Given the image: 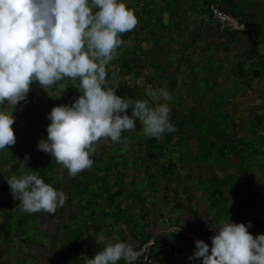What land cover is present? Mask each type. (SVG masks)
<instances>
[{"label": "trees", "instance_id": "16d2710c", "mask_svg": "<svg viewBox=\"0 0 264 264\" xmlns=\"http://www.w3.org/2000/svg\"><path fill=\"white\" fill-rule=\"evenodd\" d=\"M127 1L138 22L131 31L121 34L118 55L106 66L107 78L121 97L148 98L151 91L166 86L173 97L169 106L176 131L166 132L159 139L148 137L137 121L135 129L124 133L126 146L101 139L91 156V168L69 176L65 185L66 169L38 150L37 140L47 138L50 121L46 117L52 107L71 104L82 94L79 78L65 77L45 90L33 83L25 101L16 106L5 101L0 107H14L16 141L0 150V264L12 263L8 256L11 247L35 242L27 229L39 231L38 213L23 212L19 200L11 195L7 179L12 175L39 171L46 183L66 189L65 208L69 207L70 213H61L65 238L51 252L50 264H86L87 258L118 237L135 247L153 237L151 261L135 264H167L173 249L145 229L159 206L161 189H165L163 196L174 194L175 208L185 202L197 225L204 224L197 201L217 216L233 211L235 219L245 196L242 188L252 195L260 184L264 192V182L259 179V174H264V106L255 104L250 108L237 96L243 83L254 88L259 82L257 90L264 93V56L251 52L248 61H243V53L229 58L217 53L215 43L202 45L196 37L187 41L191 22L182 11L191 7H185L181 0ZM213 1L223 11L250 22L249 14L241 7L245 0H206L208 17ZM164 14L168 15L166 21ZM251 24L259 29L255 22ZM163 41L183 44L181 55L173 57L163 46L154 51L155 44ZM150 43L151 48H143V44ZM231 78L232 85L227 84ZM126 111L131 114L130 108ZM25 154L28 159L21 167ZM186 176L197 178L194 190L185 181ZM58 212L41 213L53 219ZM107 217L111 218L109 224ZM166 219L176 222L172 217ZM188 228L186 231L191 230ZM248 231L254 237L264 234L259 226ZM181 238L186 245L199 239L187 235Z\"/></svg>", "mask_w": 264, "mask_h": 264}, {"label": "clouds", "instance_id": "9594fccd", "mask_svg": "<svg viewBox=\"0 0 264 264\" xmlns=\"http://www.w3.org/2000/svg\"><path fill=\"white\" fill-rule=\"evenodd\" d=\"M128 2L0 0V106L5 101L12 106L25 101L33 83L45 90L65 77L79 78L82 94L71 104L52 107L46 117L50 121L46 127L47 138L37 140L38 150L54 157L72 177L91 168V156L101 139L126 146L128 138L124 133L135 129L137 121L148 137L159 139L166 132L176 131L169 106L173 97L166 86L151 91L148 98L121 97L107 78L106 66L118 55L121 34L131 31L138 22ZM212 4L218 2H211L209 8ZM259 34L258 29L254 40ZM150 45L146 46L151 48ZM257 54L264 56V41L257 44ZM129 108L130 115L126 111ZM13 109L0 107V150L16 141ZM27 159L25 154L21 167ZM259 179L264 182V174H259ZM7 183L23 212L54 213L65 204V192L46 183L39 171L12 175ZM178 226L186 232L176 231L180 236L199 237L193 244L194 252L188 257L193 261L198 259L197 264H264V234L254 237L248 231L251 221L237 223L229 217L209 224V229L215 232L210 237L211 246L205 243L200 232ZM114 240L87 258L86 264H135L142 250H136L131 241ZM32 244L36 246L38 242L21 244V247ZM19 252L23 254L14 246L9 255L13 264H20ZM23 258L27 259V255ZM37 258L41 263L38 254Z\"/></svg>", "mask_w": 264, "mask_h": 264}, {"label": "crops", "instance_id": "0c3cea01", "mask_svg": "<svg viewBox=\"0 0 264 264\" xmlns=\"http://www.w3.org/2000/svg\"><path fill=\"white\" fill-rule=\"evenodd\" d=\"M205 1L206 0H181V3H183L185 5V7H191V9L189 11L190 14H188V18H186L187 21L191 22L189 27H188V38L187 41L193 37H196L197 40H202V45H205L207 43H215L216 48L218 49V54H222V55H227L229 56V58L233 57L235 54H240L243 53L245 55V58H243V61H245L247 59V56L251 53V52H255L257 53V44L260 43L261 41H264V0H245L243 4H241L242 8L246 11L247 14H249L251 20L253 22H255L258 26H259V30H260V34L257 40L255 41H251L247 35H245L244 33H226L224 31H220L219 28L213 23L211 22L208 18V14L207 11L205 10ZM174 9V8H173ZM189 9V8H188ZM187 9V10H188ZM164 18L165 21L168 19V15L164 14ZM183 26V24H182ZM169 43V42H168ZM168 43L166 41H163V43L160 44H156L154 46V51H156L157 49H159L161 46L166 47L165 51L166 53H169L171 56L173 57H177L179 55H181L182 49H183V44H171L168 45ZM144 49L148 48L145 44L142 45ZM262 57V56H261ZM248 61V60H246ZM226 65V64H225ZM244 66H247V63H244ZM227 81H223L222 84H226ZM259 83V82H257ZM255 85L254 88L246 85L244 86L242 89L240 90L238 93V98H240L242 101L246 102V100L242 99L244 98L248 93H251V96H254L253 93H257L259 98L257 100L259 101H264V93L263 92H259L257 90L258 85ZM32 87V86H31ZM255 99H251V101H254ZM256 101V100H255ZM253 105H255L254 103H252V105L250 106V108L253 107ZM263 106V105H262ZM65 172V170H64ZM65 177V185L68 184L67 180L69 181L70 177L67 174V172L64 174ZM138 179V178H137ZM141 180V179H139ZM244 189L245 192V196L241 201V208L239 209V211L237 212V217L234 219L233 222H237L240 223L242 222V220L247 219L249 221H251L252 226L251 227H255V226H259V229H264V212L258 213L257 211H253V210H247L246 212V205L245 203L248 202V204L252 207H257L258 205H261V203L264 204V192L261 191L260 189V184L256 186L254 193L251 195L247 192L246 188H242ZM241 189V190H242ZM62 191L65 192V194L67 195L66 189H63ZM163 191H165V189H161L159 191V206L157 208V210L154 212V214H152V216L149 218V221L146 224V228L148 231L152 232L153 236H157L159 238H161V240L169 247L173 249V253L171 254V257L169 259V262L167 264H197L196 261H199L198 259L193 261V260H189L186 257L187 255L190 256L189 254H185L183 255V249L185 247H187V250L191 251V246L192 245H186L183 243L182 238L180 236V234H172L170 235L169 233L166 232L165 230V225L160 226V221H163V218L165 217H172L174 219V221L176 220V223L178 225H181L185 228L189 227L188 231H195L197 233L200 232V230L198 229V226H203V227H207L206 223V219L210 216L209 211L207 210V207L204 205V203L202 201H200L197 205V209L200 213V216L202 218V220L204 221V224L202 225H197L195 220L191 217V215H187L186 213H188V210H186V203L183 202V204L181 206H177L175 208V199H174V194L171 193L170 196H163ZM243 191V190H242ZM260 193V196L258 195ZM180 197H183V195L181 194ZM252 198L257 199L258 201L255 202L252 200ZM245 199V201H244ZM81 200V198L77 199V202H79ZM200 204H203V209L205 210V212L203 211V213L201 212V208H200ZM66 201L65 204L62 208H58V210L60 211V213H64L65 215H69V211L70 208L66 207ZM87 211V213H90V208L86 207L85 209ZM186 212V213H185ZM86 213V212H85ZM189 214V213H188ZM240 218V220H239ZM63 219V217H60L59 220ZM111 218L107 217L106 220L109 221ZM46 220L47 222L51 221V218H49V216L46 214ZM212 221H213V217H212ZM61 223V222H60ZM213 223V222H212ZM243 223L247 224L246 222L243 221ZM39 230L41 232H43L40 228V226L38 225ZM57 228V227H56ZM62 228L63 225L61 223V226H59L58 228V232L60 237H63V241L65 236L62 235ZM49 238H51V242L54 243V241H58L57 238H53L50 237V235H48ZM174 236H178V237H174ZM210 233H206V237H203V240H205V242L210 243L209 246H211V242L209 241L210 239ZM113 238V237H112ZM207 238V239H206ZM133 239V238H132ZM62 241V242H63ZM60 242V241H59ZM195 246V245H194ZM195 248V247H194ZM18 251V250H15ZM182 253V254H181ZM22 254L19 252V255L17 256L20 260V264H23V262L26 260L23 258L20 259V256ZM181 258H184V260H180ZM181 261L180 263L178 262ZM178 262V263H176ZM199 263V262H198ZM13 264V263H11ZM118 264H120V262H118ZM121 264H123V262H121Z\"/></svg>", "mask_w": 264, "mask_h": 264}, {"label": "rangeland", "instance_id": "374dc122", "mask_svg": "<svg viewBox=\"0 0 264 264\" xmlns=\"http://www.w3.org/2000/svg\"><path fill=\"white\" fill-rule=\"evenodd\" d=\"M190 12H192V11H188V10H184V11H182V13L185 15V19L186 18H188L189 16H188V14H190ZM214 48V47H213ZM232 83H233V79L231 78V79H229L228 80V83L227 84H231L232 85ZM244 86H246V84H242L241 85V88H240V90H243L242 88L244 87ZM252 94L251 93H248L244 98H242V99H244V100H246V103L249 105V106H251L252 105V103H254V104H261V105H263L264 106V101H259V100H257L258 98H259V96H258V94L257 93H253V95L254 96H251ZM255 99L254 101H251L250 102V100L251 99ZM244 105V104H243ZM196 180H197V178L196 177H191V176H186V178H185V181L186 182H188L189 183V185L191 186L192 185V187H191V189L192 190H194V188L193 187H196L195 186V184H196ZM198 181V180H197ZM142 182H144V181H142ZM143 184V183H142ZM241 189V188H240ZM242 190H244V189H242ZM238 192V191H237ZM165 194V191H163V195ZM259 196H260V193L258 194ZM244 201H245V199H244ZM264 202V201H263ZM192 203H194V201H192ZM197 203H199L198 201H197ZM196 203V204H197ZM245 205H246V207H247V209H246V212H247V210H253V211H257L258 213H263L264 212V204L263 203H261V205H258L257 207H251L249 204H248V202H246L245 203ZM200 208H201V212L203 213V211L205 212V210L203 209V204H200ZM211 209V208H210ZM186 210H188V207L186 206ZM212 210V212L210 213V215L213 217V221H212V217H208L207 219H206V222L208 223L207 224V227H201V226H198V229L200 230V235L202 236V239H203V237H206V233L208 232V233H210V237L212 236V235H214L215 234V232L214 231H212V230H210L209 229V227H208V225L209 224H213L215 221L217 222V223H219L220 221H222V220H224V219H226V218H229L230 217V219H231V221H234L233 219L234 218H232V217H234L235 216V213L233 212V211H229V212H225V214L226 215H221V216H217L216 215V212H213V209H211ZM186 213V212H185ZM188 216H189V214L188 213H186ZM264 214V213H263ZM38 221H37V225H39L40 226V228H41V230L43 231V232H41L40 230L39 231H37V232H35V230H32V229H27V232H29L28 234H30L31 235V237H33L35 240V242L34 243H36V242H38V244L35 246V244H32V245H30L28 248L26 247V246H22L21 248H20V251L23 253L21 256H20V259L22 258V256L23 255H27V259L23 262V264H36L37 263V261H38V258H37V254H38V256H39V261L41 262V263H43L44 261H45V257L47 258V260H46V262H44V264H50V262L48 261L49 260V258H50V252H51V250H54L55 249V247L57 246V245H59L62 241H63V237H60V235H59V232H58V228H59V226H61V223H62V221H63V219H61V220H59V218L60 217H63V215L60 213V211L57 213V215H56V217L55 218H53V219H51V221L50 222H47V220H46V213H41V212H39L38 213ZM89 217V216H88ZM91 218L93 219L94 217H92V215H91ZM78 220V219H77ZM111 220V219H110ZM107 221L108 222V224L111 222V221ZM239 220H240V218H239ZM249 222V220H247V219H245L244 218V220H242V222ZM61 222V223H60ZM213 222V223H212ZM162 225H164V222L161 220L160 221V226H162ZM57 227V228H56ZM48 235H50V237H52V239L55 237V238H57L58 239V241H54V243L53 242H51V238H49V236ZM174 237H178V236H174ZM119 238V237H118ZM209 238V237H208ZM207 239V238H206ZM210 239V238H209ZM40 241H42L43 243H40ZM60 241V242H59ZM205 241V240H204ZM210 242H211V240H209ZM205 243H207V242H205ZM41 244H43L44 246L42 247L41 246ZM209 245H210V243H208ZM61 246V244L59 245V247ZM195 246L193 245V246H191V251L189 250H187V247H185L184 249H183V255H185V254H189V255H191L193 252H194V250H195V248H194ZM41 248V249H40ZM12 247H11V249H10V251H12ZM45 251L46 253L44 254L42 251ZM34 252V253H31V252ZM37 252V253H36ZM181 253V254H182ZM9 256V255H8ZM7 256V257H8ZM188 255L186 256V257H184V258H187L188 259ZM184 258H181L180 260H184ZM15 261V260H14ZM178 262L180 263L181 261H179L178 260ZM178 262H176V263H178ZM199 261H196V263H198Z\"/></svg>", "mask_w": 264, "mask_h": 264}, {"label": "built area", "instance_id": "2783aa9c", "mask_svg": "<svg viewBox=\"0 0 264 264\" xmlns=\"http://www.w3.org/2000/svg\"><path fill=\"white\" fill-rule=\"evenodd\" d=\"M210 19L217 24L220 30L243 32L250 38L255 39L258 35V29L255 28L250 22L241 18L240 16L232 15L223 11L218 4L210 5ZM165 228L168 233L179 231L186 233L182 227L172 224L165 219ZM188 236H194V234H187ZM154 244V238L150 237L148 240L142 242L136 250H142L141 255L135 262H150L151 257L149 255L150 247Z\"/></svg>", "mask_w": 264, "mask_h": 264}]
</instances>
